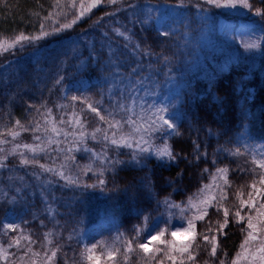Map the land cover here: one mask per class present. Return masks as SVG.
<instances>
[{"label": "trees", "instance_id": "1", "mask_svg": "<svg viewBox=\"0 0 264 264\" xmlns=\"http://www.w3.org/2000/svg\"><path fill=\"white\" fill-rule=\"evenodd\" d=\"M132 1L117 0L116 4H108L104 0L71 28L0 54V133L4 134L0 138L6 137L10 141L12 138L7 136L8 129H13L17 120L27 125L37 119V108L40 112L51 108V118L55 121L61 119L63 107L60 106L64 104H67L64 109L67 112L73 109L80 114V110L84 109L81 118L83 120L86 115L87 127L92 128L96 121L95 113L88 110L86 104H81L79 100L73 101L70 97L79 96L88 98L89 102H96L103 94L110 71L123 78L127 75L129 84L130 76H140L133 71L134 64H146L150 60L146 59V54L160 59L162 68L155 67L152 71L156 84L159 79L163 81L167 74L180 84L171 100L180 115L176 123L181 133L169 140L173 151L180 153V158L174 164L160 162L155 157H147L137 164L131 159L132 154L128 149L90 140H86L89 146L105 149L104 158H94L89 151L77 148L72 153L76 161H66L64 156L71 140L59 138L58 147L61 151H53L57 148L53 144L37 158L46 165H58V162L66 164L65 175L73 179L78 177L79 183L69 184L54 173L44 172L38 165H20L19 161L11 168L2 167L0 186L5 193L0 197V229L1 218L10 208L19 215L23 234L31 235L37 241V244L32 245L34 250H41L44 233L51 232L53 244L47 245L48 255L51 254V248L60 246L53 264H65L66 259L68 264H88L80 258V252L86 245L91 246L98 241L113 244L119 233L131 239L135 235L134 227L151 226L162 213L166 216V209L160 201L169 196L176 203L186 201L189 195L210 181V174L217 167L227 165L230 169L228 179L232 186L227 189L228 199L224 206L234 212L238 207L235 193L241 190V186H245L243 192L248 188L251 180L248 177L252 175L249 170L252 167L239 164L240 156L244 157L245 153L232 156L224 149L240 147L242 152L240 136L245 137L249 145H264V40L261 42L262 51L256 68L247 69L240 65L237 60L239 56L235 55L233 47L227 46L222 51L224 56L216 55L213 64L206 58L203 60L208 69L190 71L184 70L181 65L180 59L183 57L177 40L162 35L149 15L135 18L138 23L134 25V37L141 46L134 52L126 50L120 37L113 38L119 43V49L112 43L110 47L108 43L96 41L95 35L92 38V31L99 33L98 24L103 14L122 9ZM53 2L0 0V38H11L21 32L26 35L38 34L41 18L50 11L59 10L53 9ZM79 3L80 0H76L77 8ZM255 6H261L259 0H255ZM246 14L245 19L255 20L264 29V21L260 17L249 12ZM72 18L70 14L68 20ZM60 20L64 22L63 17ZM145 20L147 23H144ZM47 23L51 24V21ZM262 34L264 39V31ZM108 36H113L112 31H109ZM87 37L91 43L86 42ZM105 58L106 62H102ZM167 58L170 61L163 63ZM224 62L226 65L222 67ZM82 81L87 84H74ZM125 88V92H128L129 87ZM40 123L44 126L43 118H40ZM32 137L31 132H21L17 141L34 143ZM197 144L200 146L198 150L195 148ZM198 154H202L199 160L195 158ZM117 159L122 163H107ZM6 163L11 162L8 160ZM88 164L92 165L93 172L84 174L83 169ZM101 168L106 169L102 177L99 175ZM205 168L209 171L204 172ZM98 179H104L105 184L100 185ZM86 184L96 186L85 187ZM242 198L245 199L246 194ZM172 211L178 213V210ZM209 215L211 221L223 222V211L217 213L215 209H210ZM145 217L151 219L146 221ZM95 223L103 225L82 242L80 234ZM208 227L209 218L197 222L198 232L203 233ZM217 227L213 224V231L209 233L217 235L219 242L215 264H219V258H224L225 253L230 264L243 239V224L235 223L234 217L230 215L229 224L224 229L226 236L219 235ZM19 234V231L9 232L8 236L0 234V243L7 244L9 237ZM25 243L22 241V244ZM197 243L201 244L197 264H204L205 260H209L210 245L205 246L201 236H197ZM123 246L122 243L113 246L114 249L121 248V253L113 261L107 260L104 249L98 246L96 254L101 256L100 264H124ZM9 251L15 252L16 249ZM0 264L9 262L0 260ZM131 264H137L135 256ZM166 264H171V261H166Z\"/></svg>", "mask_w": 264, "mask_h": 264}, {"label": "snow or ice", "instance_id": "2", "mask_svg": "<svg viewBox=\"0 0 264 264\" xmlns=\"http://www.w3.org/2000/svg\"><path fill=\"white\" fill-rule=\"evenodd\" d=\"M103 2L104 0H87V2L86 0H80L77 8L76 0H54L52 7L54 10H59L50 11L47 16L41 18L39 33L26 35L21 32L11 38H0V54L9 52L18 46L23 48L25 44L35 43L47 36L56 35L71 28L77 21L83 19ZM106 2L108 4H116L117 0H106ZM259 3L261 6H255V0H197L195 7L202 14L211 10H217L224 14L247 11L264 21V0H259ZM129 7H132V5H129ZM73 10L75 11L73 12ZM70 14L73 15V18L69 21L68 16ZM35 15H39V13H35ZM61 17H63L64 22H61ZM203 18L205 20L208 19L206 15ZM48 21H51V24H48ZM144 23H147V20ZM221 29L225 35L230 31H234L233 28L227 25H221ZM117 31L119 30L117 29ZM161 34L168 35L167 32ZM120 35H124V33H120ZM259 47L260 45L256 41L243 43L245 51ZM56 83L59 84L60 81L57 80ZM70 99L73 101L79 100L81 104H86L88 110L95 113L99 121L107 125V127H102L98 124L89 133L86 129L87 116L84 115V119H81L84 109L80 110V114L75 112L72 114L74 122L72 119L66 122L62 118L59 121L53 120L51 118V108H45L44 112H40L39 108H37V119L30 121L27 125L17 120L13 129H8L7 131V136H10L13 142L18 140L21 132H31L33 133L32 139L34 143H13V146L8 150L0 147V152L6 151V155L0 156V167H5L3 161L7 159L8 155H18L20 157V165H38L44 172H54L69 184L79 183L78 177L73 179L71 176L65 175L62 169L67 166L66 164L62 163L60 169H57L54 166L40 163L37 158L41 153L48 151L49 146L53 144L57 145V148L52 149L53 151H61L58 147L60 141L53 138L54 136H60L61 133L64 134L65 138L69 135L73 136L74 144L84 143L85 138L90 136L93 140H97L99 137L106 144L134 148L131 159L136 161L137 164L147 159L148 156L155 157L158 161L169 164L176 163L180 158V153L174 152L172 145L169 143L172 136L181 135L176 123L180 119V115L177 111H171L170 106L153 105L150 106L149 111L143 115H138L136 119H133L132 116L116 119L113 112L98 108L96 105L99 102H89L88 98L79 96H72ZM30 107L32 106L30 105ZM119 108L123 110L124 105L120 104ZM131 111V108L127 109V112ZM40 118H43L44 126L40 123ZM65 123L71 124L73 130L69 132L57 126V124ZM17 128L19 130H14ZM36 133L41 134L37 135ZM3 136L4 134L0 133V137ZM7 143L9 141L6 137L0 138V145ZM199 147L198 144L195 145L197 150ZM73 151V148H69L64 160L76 161V156L72 155ZM224 151L232 156L244 154L241 152L240 147L234 149L225 148ZM250 151L251 163L259 168V172L256 171V168L249 170L253 175V180L247 187L251 188L252 191H249L247 193L248 198L244 199L242 198L244 195L242 189L245 186H241V190L235 193L238 207L234 212H231L229 207L224 206L228 199L227 189L232 186V182L228 179L230 169L227 165L217 167L210 174L209 183L203 184L196 192L189 195L186 201L176 203L171 200L170 196L160 201L159 203L164 206L167 214L165 216L162 213L161 217L153 225L144 228L134 227L135 235L131 239L125 237L124 233H119L114 238L113 244H105V242L98 241L91 246L86 245L80 252L81 261L86 260L88 264H100L101 256L96 254L98 246L104 249L106 259L113 261L121 253V248L114 249L113 246L116 243H122L124 245L122 249L124 264H131L133 256H135L137 264H166V261H171V264H197V257L201 249V244L197 243V236H201L204 245H210V250H208L209 260H205L204 264H215L218 258L219 242L217 235H209V233L213 231V224H215L218 225L216 231L219 235L226 236L227 233L224 229L229 224V216L232 215L235 223L243 224V227H241L243 239L239 249L231 258L230 264H264V202H261L260 199L264 198V145L258 148L254 147ZM28 154L31 155L29 156ZM200 155L202 154L196 155L195 158L199 160ZM184 158L187 159V156ZM107 163L115 165L122 163V161L117 159L115 161H107ZM105 170L104 168L100 169L99 175L101 177ZM83 171L84 174L93 172L92 165L88 164ZM203 171L208 172L209 170L205 168ZM241 171H245V169H241ZM98 183L104 185L105 180L98 179ZM257 184H259V187ZM95 186V184L85 185V187ZM245 208H247V212L244 211ZM174 209L178 210V214L172 211ZM210 209H215L217 213L223 211L224 219L222 223L218 220L211 221ZM206 218H209V227L203 233L198 232L197 222L204 221ZM149 219L151 218L145 217L146 221ZM160 223H163L164 226L160 227ZM16 231H19L20 234L16 237H9L7 244L0 243V260L8 261L9 264H18V262L19 264H29V261L30 264H37V257H39L43 260V264H53L60 251V246L57 245L51 248V254L48 255L49 249L47 245L53 244L51 239L53 234L51 232L44 233V243L41 245V250L37 251L32 247V245L37 244V241L32 239L31 235L23 234L19 224L4 223L2 229H0V234L8 236L9 232ZM181 236L187 237V239H177ZM142 237L146 238L142 239ZM22 241L27 243L22 244ZM12 248H15L16 251L9 252V249ZM226 257L227 253L224 254V258H219V264H229ZM65 264H68L67 259ZM73 264H76V262H73Z\"/></svg>", "mask_w": 264, "mask_h": 264}, {"label": "rangeland", "instance_id": "3", "mask_svg": "<svg viewBox=\"0 0 264 264\" xmlns=\"http://www.w3.org/2000/svg\"><path fill=\"white\" fill-rule=\"evenodd\" d=\"M196 4L197 1L195 0H134L132 1V3L124 6L122 9L106 12L105 14H103L100 20V24H98L97 30L99 33H95L92 31V38H94L93 35H95L96 38L94 39L96 41H99L100 43H108L110 47H112V44H114L115 47L118 48L119 43L113 38L120 37L121 42L124 43L126 50L129 52H134L141 46L139 41L134 37V33L136 32V28L134 25L138 23V19L135 20V18L136 16L143 18L149 15V18L154 22L155 28L160 33L167 32L168 35H165L167 39L173 37L177 40V43L179 44L180 55L181 57H183L182 59H180V61L184 70L189 69L190 71H193L196 68L208 69V66L203 62V60L206 58L210 61L211 64H213L216 55L220 54L219 57L224 56V54H222V51H224L227 46L233 47V52L236 56H239L237 57V60L240 65L244 66L247 69L256 68L259 55L262 51L261 42L264 40L260 24L256 23L253 19H245L244 15H247V11L224 14L222 12H218L217 10H211L207 13L202 14L201 12L197 11L195 7ZM129 5H132V7H129ZM205 15L208 17V19L206 20L203 18ZM221 25L230 26L234 29V31H230L227 35H225L221 29ZM117 29L119 31H117ZM109 31H112V37L108 36ZM120 33H124V35H120ZM86 40V42L91 43L89 37H87ZM75 41H78V38H75ZM253 41L258 42L260 47L245 51V49L243 48V43ZM146 59H150L146 64H143L142 62H137L136 65L134 64V72L138 73L140 76H130L129 84V78H126L127 75L123 78L120 75L115 74L113 71H110L107 76L108 82L105 86L103 94L96 99V102H99L96 106L101 109H107L109 112H113L116 119H121L122 117L126 118L127 116H132L133 119H136L138 115H143L147 111H149L150 106L153 105H168L170 106L171 111L178 112V110L175 108L174 102L171 100L173 94L177 92L180 84L176 82V79L174 77H171V75L168 74L163 81L159 79L157 81L158 83L156 84V82L154 81L155 77L153 76L152 71L156 68H162V65L159 63L160 59H156L152 54H146ZM169 61L170 59L167 58L163 63H168ZM102 62H106V58L103 59ZM158 65H160L161 67H158ZM224 65H226L225 62L222 67ZM142 68H144V70H141ZM150 83H152L153 85H150ZM74 84L84 86L87 83L85 81H82L75 82ZM125 87H129L128 92H125ZM126 93L128 94L126 95ZM120 104L124 105L123 110L119 108ZM62 106L64 107L60 112V117L66 122L70 119H72L74 122L72 114L74 112L76 113L77 111H74L72 109L67 112L64 110L67 104H64ZM128 108H131L132 111L127 112ZM77 114L79 113L77 112ZM98 124L102 127H107V125L99 121V118L96 116V121L94 122V126L92 128H88L86 124L87 131L90 133L92 129ZM57 126L59 128H64L65 131L70 132L73 130L72 125L68 123L57 124ZM49 134L51 135V133ZM53 138L55 140H58L59 138H65V136L63 133H61L60 136H54ZM67 139L68 141L71 140L70 145L67 147V150L69 148H73L74 150L79 148L85 151H89L93 156L95 154V157L99 156L101 159L106 155L105 149H103L102 147H91L86 142V140H90L96 143H105L99 137L97 140H93L90 136H87L84 143L80 144H74V137L71 135H69ZM8 141L9 143L0 145V147L8 150L13 146V143H32L20 141L13 142L12 140ZM157 142L159 143V141ZM240 142L243 148L242 152L245 153V155H243L244 157L240 156L238 161L239 164L252 167V169L256 168V171L259 172V168L251 163L250 150L254 147L258 148L261 145H255L251 143L249 145V142L243 136H240ZM111 146L120 148L115 145ZM49 148H51V146H49ZM122 148L128 149L131 154H133L135 150L134 148ZM3 155H6V151L0 152V156ZM8 160L11 163H6L8 162ZM19 160L20 157L18 155H8L7 159L3 161V164L11 168V166H15V164ZM60 165V162H58V165L48 164L47 166H54L55 168L60 169ZM1 169L2 167H0V171ZM62 170L64 171V168ZM248 178L251 179V184L253 175ZM257 186L259 187V184H257ZM249 191H252V189L248 187L246 188V191L243 192L244 195L246 194L245 199L248 198L247 193ZM4 193L5 192L3 188L0 186V197L3 196ZM260 199L261 202H264V198ZM9 201L12 200H10L9 198ZM244 211L247 212V208H245ZM19 218L20 217L18 214H16L12 209L8 208L1 218L2 226L4 223L19 224ZM102 225V223H95L91 227L85 229L80 234L82 242H85L87 237L96 232ZM159 226L163 227L164 224L160 223ZM177 239L185 240L187 239V237L181 236ZM4 262L7 263L8 261L4 260ZM37 264H43V260L37 257Z\"/></svg>", "mask_w": 264, "mask_h": 264}]
</instances>
